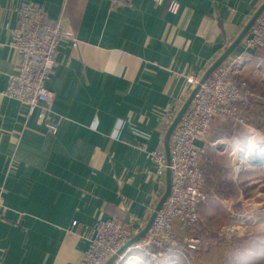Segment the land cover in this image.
Masks as SVG:
<instances>
[{
  "label": "crops",
  "instance_id": "obj_1",
  "mask_svg": "<svg viewBox=\"0 0 264 264\" xmlns=\"http://www.w3.org/2000/svg\"><path fill=\"white\" fill-rule=\"evenodd\" d=\"M23 2L71 38L58 46L45 119L0 93V264H81L97 221L115 217L134 235L145 227L166 185L146 153L165 151V133L191 93L188 77L204 75L264 0H0V92L18 70L9 42ZM239 57L236 77L263 89L264 53L237 45L226 61ZM263 118L259 102L245 128L213 120L220 138L205 141L206 189L219 174L217 156L248 149ZM200 256L222 262L206 247ZM112 264L143 263L124 253Z\"/></svg>",
  "mask_w": 264,
  "mask_h": 264
},
{
  "label": "built area",
  "instance_id": "obj_2",
  "mask_svg": "<svg viewBox=\"0 0 264 264\" xmlns=\"http://www.w3.org/2000/svg\"><path fill=\"white\" fill-rule=\"evenodd\" d=\"M107 1L118 7L130 6L132 0ZM11 31L9 46L16 54L18 70L9 75L7 86L0 93L24 105L28 114L38 111L39 119H45L52 113L54 94L47 83L56 66L58 46L71 35L58 22L47 20L42 9L31 2L20 5L17 23ZM239 45L243 51L264 53V9ZM76 46L77 41H73L72 47ZM244 60L225 59L205 80L201 76L188 77L190 92L196 91L170 134L169 163L162 149L146 153L154 165L156 178L169 170V194L144 236L127 247L119 258L125 253L143 264H175L172 253L182 256L197 251L200 238L192 235L191 230L198 222V209L206 200L205 165L209 160L205 141L210 137L213 120L219 117L245 128L247 114L254 108L256 88L236 77ZM62 120L59 118L55 125L47 126L48 130L55 132ZM245 156L242 158L250 164V158ZM133 236L131 226L115 217L97 221L85 236L81 264H105Z\"/></svg>",
  "mask_w": 264,
  "mask_h": 264
},
{
  "label": "rangeland",
  "instance_id": "obj_3",
  "mask_svg": "<svg viewBox=\"0 0 264 264\" xmlns=\"http://www.w3.org/2000/svg\"><path fill=\"white\" fill-rule=\"evenodd\" d=\"M254 87V108L258 109L260 102L264 113V88ZM229 127L231 131L237 130ZM255 129L253 144L239 151L241 157L237 151L231 156L229 148L217 156L215 167L219 174L208 183L206 200L200 205L198 222L191 230L192 235L200 238V245L190 254L172 253L175 264H202L200 253L205 247L212 249L214 258L220 253V264H264V160L259 155L264 150V118ZM228 135L235 138L233 133ZM209 138L212 141L220 137L210 133ZM230 146L233 145L227 147ZM243 155L252 158L250 164ZM239 175L249 180L237 185L232 178L238 179ZM238 197L242 202H237Z\"/></svg>",
  "mask_w": 264,
  "mask_h": 264
},
{
  "label": "water",
  "instance_id": "obj_4",
  "mask_svg": "<svg viewBox=\"0 0 264 264\" xmlns=\"http://www.w3.org/2000/svg\"><path fill=\"white\" fill-rule=\"evenodd\" d=\"M263 9H264V2L258 7V9L254 13V15L251 17L249 22L245 25V27L242 29V31L239 33V35L236 37V39L231 43V45H229V47L224 51V53L207 69V71L202 76V80H205L213 72V70L229 56V54L235 49V47L237 45H239L241 39L248 33L249 29L251 28V26L253 25L254 21L256 20V18L259 16V14L261 13V11ZM195 91H196V89L191 91L189 97L187 98V100L185 101V103L183 104V106L181 107V109L179 110V112L177 113L175 118L173 119V121L170 123V125H169V127H168V129H167V131L165 133V136H164V149H165V153H166V156H167V162L168 163H169V160H170V154H169V137H170V134H171L172 130L174 129V127L176 126V124L178 123V121L181 118L182 114L186 111V109L190 105ZM165 174H166L165 191H164L162 197L160 198L157 206L155 207L154 212L149 217L145 227L139 233L134 235L114 256L110 257L106 261L105 264H112L113 261L122 252H124V250L127 247H129L130 245H132L133 243H135L141 237L144 236V234L148 230V228H149V226H150V224H151V222H152V220L154 218L155 212L160 208L161 204L163 203V201L165 200V198L169 194V191H170V173H169V170H167Z\"/></svg>",
  "mask_w": 264,
  "mask_h": 264
},
{
  "label": "bare ground",
  "instance_id": "obj_5",
  "mask_svg": "<svg viewBox=\"0 0 264 264\" xmlns=\"http://www.w3.org/2000/svg\"><path fill=\"white\" fill-rule=\"evenodd\" d=\"M12 34V33H11ZM261 156V158L264 160V150L262 149L261 153L259 154ZM245 157H249V156H245ZM250 158V157H249ZM252 158H250L251 160ZM261 206V205H260Z\"/></svg>",
  "mask_w": 264,
  "mask_h": 264
}]
</instances>
